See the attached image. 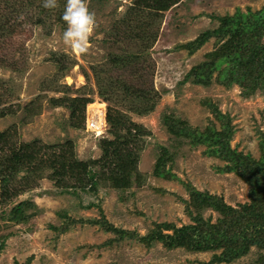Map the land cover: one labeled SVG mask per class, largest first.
Returning <instances> with one entry per match:
<instances>
[{
	"label": "rangeland",
	"instance_id": "rangeland-1",
	"mask_svg": "<svg viewBox=\"0 0 264 264\" xmlns=\"http://www.w3.org/2000/svg\"><path fill=\"white\" fill-rule=\"evenodd\" d=\"M61 2L56 0V6L50 8L44 17V12L41 15L38 10L45 11L47 8L42 7L41 0H34L40 7L29 8L27 17L32 20L42 18L44 23L34 25L26 22L19 28L18 34L0 44V80L13 91L0 104V113H3L0 116V132L15 130V144L51 145L69 140L77 159H97L101 154L98 139L111 137L107 134L106 123L102 135L95 136L88 130L87 121L95 112L104 113V120L107 103L96 91L108 84L112 94H115L114 100L119 101L116 107L151 133L145 137L140 152V184L138 186L133 179L129 189L120 191L108 182L99 181L95 193L72 195L61 193L53 182L41 175L34 186L25 188L10 203L0 205V215H6L15 203L22 200H30L35 206L26 211L27 214H35L24 223L9 222L4 216L3 219L0 217V234L11 233L0 252V264L24 263L30 256V264H198L208 261L211 252L167 249L159 242L146 247L137 239L123 238L106 245L115 234L105 232L97 224H70L68 231L58 236L53 227L64 222L62 214L82 220L103 216L114 227L134 231L139 237L162 222L173 223L176 227L189 224L191 220L184 211L182 201L188 200L189 196L181 181L200 192L221 196L225 203L233 207L248 201V185L243 180L233 172L216 171V166L224 164L223 160L205 155L202 145L191 146L187 139L168 134L160 118L163 114H173L198 127L199 131L211 121L219 130L218 121L201 104L203 99H209L218 110L229 115L234 126L230 147L258 158L259 134H264V94L256 93L243 98L234 85L225 89L215 83L207 87L190 81L180 84L185 73L205 60L206 54L214 49V39H209L191 55L178 46L204 30L215 28L217 22L211 16L232 15L236 9L244 13L248 10L254 12L264 5V0H182L165 11L160 19H139V24L152 23L144 27V34H155L152 42L147 40V45L146 41L142 43L137 37L131 38L129 29L117 26L134 0H87L89 9L95 14L96 27L90 34L84 53L74 52L62 40L65 23L58 17L65 2L62 6ZM54 54H64L74 60L70 70L59 72L50 58ZM115 55L121 59L129 55H134V58L121 66L112 62ZM116 80L140 85L151 92L157 98L153 111L138 116L124 109L129 100L120 94ZM63 85L71 87L70 95H84L93 100L86 107L81 128L69 126L67 109L50 105V98L63 96L58 91ZM31 101L39 112L23 123V107ZM135 102L139 104V101ZM9 145H5L3 150L9 151L6 148ZM161 147L173 153L172 161L166 166L172 164L170 171L179 180L152 176ZM22 175L27 174L22 172L17 178ZM88 204L93 205L85 207ZM201 215L203 218L211 216L212 223L218 217L211 209L201 211ZM257 252L259 250L252 246L246 255L230 263L215 264H255Z\"/></svg>",
	"mask_w": 264,
	"mask_h": 264
},
{
	"label": "trees",
	"instance_id": "trees-1",
	"mask_svg": "<svg viewBox=\"0 0 264 264\" xmlns=\"http://www.w3.org/2000/svg\"><path fill=\"white\" fill-rule=\"evenodd\" d=\"M90 1L101 2L102 0ZM180 1L182 0H134L117 26L119 29L121 27L129 29L132 32L131 38L137 37L142 43L146 41L145 45H147V40L152 42L155 34L151 35V39V36L144 34V27H149L152 23L140 22L139 24V19L141 17L145 20H151L154 17L160 19L165 11ZM64 2L65 0H62L61 6ZM33 7L40 6L36 5L34 0L18 2L0 0V44L18 34L19 28L26 22L34 25L44 23L42 18L32 20L27 17L28 9ZM49 9L43 11L40 8L38 13L42 15L44 12L45 17ZM211 18L217 22L215 28L204 30L194 39L178 46L191 55L209 39H214V49L206 54L205 60L185 73L180 84L190 81L195 85L207 87L215 83L225 89L234 85L239 88L243 98H249L256 93L264 94V5L254 12L248 10L244 13L236 9L232 15L211 16ZM58 19H61V13ZM125 57L121 59L115 55L112 57V62L125 66L133 60L134 55H129L130 58ZM50 58L61 73L70 70L74 64V60L64 54H54ZM95 77L98 78V75ZM115 82L117 87L119 84L120 94L125 95V98L129 100L128 104L124 105V109H127L129 113L134 112L142 116L153 111L157 98H154L151 92H147L140 85L118 80ZM58 91H61L63 96L50 98V105L63 107L69 111L71 128L83 127L85 108L93 101L92 98L84 95L72 96L70 95L71 87L65 85ZM96 92L107 103L104 118L108 126L107 134L111 137L98 139L101 154L97 159H77L73 144L69 140L63 144L51 145L15 144V130L0 132V205L10 203L25 188L34 186L35 180L41 175H45L49 181L53 182L61 193L72 195L95 193L99 181L108 182L112 188L120 191L129 189L133 179L139 186L140 152L143 150L145 137L150 136L151 133L116 107L119 101L114 100L115 94H112L108 84H104ZM11 93H13L11 87L0 80V104L3 98L11 96ZM134 100L139 101V104ZM201 104L206 106L218 121L219 130L214 127L213 122L209 121L208 125L199 131L198 127L187 124L173 114H163L160 118L161 124L173 137L187 139L191 146L202 145L205 155L223 160L224 164L221 167L216 166V171L233 172L243 180L248 185L247 202L233 207L225 203L221 196L207 191L200 192L192 185L181 181L189 196L188 200H182L184 211L191 220L189 224L176 227L173 223L162 222L155 224L145 236L139 237L134 231L114 227L103 216L99 219L82 220L62 214V217H65L64 222L58 227H53L56 235L65 233L70 224L77 222L97 224L105 232L115 234L114 238L106 242V245L119 242L123 238H132L139 240L146 247L159 242L167 249L183 248L190 252L212 253L208 261L198 262V264L230 263L246 255L250 247L254 246L259 250L255 264H264V134H259L258 158L252 157L249 153L237 151L229 144L234 133V126L231 125L229 115L218 110L216 104L211 103L209 99H203ZM38 109L34 106V102L27 103L23 107L25 115L22 122L25 123L27 119L38 114ZM1 115L3 113H0ZM9 143L10 145L6 147L9 151H4L5 145ZM55 148L58 150L55 151ZM42 149L45 150L41 152ZM173 156V153L161 147L152 176L165 180H179L170 171L172 164L166 166L167 162L172 161ZM22 172L27 175L19 176L18 179V175ZM92 205L88 204L85 207ZM31 208L35 206L30 200H22L15 203L6 215H0V217L3 219L4 216L9 222L24 223L35 214V212L26 213ZM207 209L218 214L213 223L210 221L211 216L203 218L201 215V211ZM167 230L170 232L165 233L164 231ZM10 234V232L0 234V252L4 247L5 239ZM31 259L30 256L24 263L15 262L14 264H30Z\"/></svg>",
	"mask_w": 264,
	"mask_h": 264
},
{
	"label": "clouds",
	"instance_id": "clouds-1",
	"mask_svg": "<svg viewBox=\"0 0 264 264\" xmlns=\"http://www.w3.org/2000/svg\"><path fill=\"white\" fill-rule=\"evenodd\" d=\"M41 2L44 8L56 6V0H41ZM61 19L65 23V28L62 32L64 43L74 52H86L90 34L96 27L95 14L89 9L87 0H65ZM101 114L103 119L104 113L101 112Z\"/></svg>",
	"mask_w": 264,
	"mask_h": 264
},
{
	"label": "built area",
	"instance_id": "built-area-1",
	"mask_svg": "<svg viewBox=\"0 0 264 264\" xmlns=\"http://www.w3.org/2000/svg\"><path fill=\"white\" fill-rule=\"evenodd\" d=\"M91 117L87 121L89 123L88 130L94 132L95 136L102 135L105 127L104 121L102 119V114H97V112H95Z\"/></svg>",
	"mask_w": 264,
	"mask_h": 264
},
{
	"label": "bare ground",
	"instance_id": "bare-ground-1",
	"mask_svg": "<svg viewBox=\"0 0 264 264\" xmlns=\"http://www.w3.org/2000/svg\"><path fill=\"white\" fill-rule=\"evenodd\" d=\"M102 106V105H101Z\"/></svg>",
	"mask_w": 264,
	"mask_h": 264
}]
</instances>
